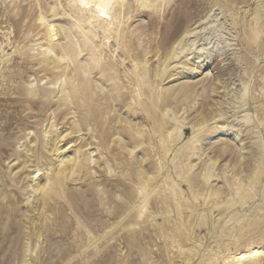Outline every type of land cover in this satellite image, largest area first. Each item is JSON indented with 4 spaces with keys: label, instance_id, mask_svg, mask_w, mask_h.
<instances>
[{
    "label": "rangeland",
    "instance_id": "1",
    "mask_svg": "<svg viewBox=\"0 0 264 264\" xmlns=\"http://www.w3.org/2000/svg\"><path fill=\"white\" fill-rule=\"evenodd\" d=\"M106 1L0 0V264L264 249V0Z\"/></svg>",
    "mask_w": 264,
    "mask_h": 264
},
{
    "label": "bare ground",
    "instance_id": "2",
    "mask_svg": "<svg viewBox=\"0 0 264 264\" xmlns=\"http://www.w3.org/2000/svg\"><path fill=\"white\" fill-rule=\"evenodd\" d=\"M81 1H82L83 5L86 7V9L89 11H91V10L97 11L103 4H105L107 2L106 0H81ZM152 1L153 0H150L149 2H152ZM154 1H156V0H154ZM258 12L259 11L256 7V9L254 10L253 19H252L254 23L258 22V20H259L258 19L259 18ZM201 28H202V23L195 25V26L193 25L192 27L185 29V31L182 33L180 38H178V40L173 45L170 52L164 58V61L162 63V65L164 67H162L160 70H159V55H156L157 59L156 60L154 59V60H155L157 65L155 64V66H153V68L150 70V72L148 74V81L151 82L150 84H153V82L159 81V80H157V78L159 76V71H163V69H169L168 65L166 63H174V65L172 66V68L174 70L180 69V68H182L181 70L184 69L185 65H187L186 61L189 60L190 58H187L185 60H181L183 58L182 53L184 52V49L181 50V47L184 46L189 41V39L194 38V40H195V37L200 32ZM54 32H55V34H57L56 31H54ZM46 50L48 51V49H46ZM48 53H49V51H48ZM175 56H177V59L175 58ZM179 56H181V58L178 59ZM48 58H50V57H48ZM195 58H197V57H195ZM55 60L60 62V61L64 60V58L60 57V58H57ZM160 66H161V63H160ZM159 92L160 91L158 90L156 94H158ZM156 121H157V119H156ZM156 126H157V129H159L160 135L162 136V134H163L162 130L164 128L163 123H161V121L159 120V122L158 121L156 122ZM228 133L232 134L233 131L229 130ZM69 135H70V133H69ZM160 138H161V140L163 139L162 144L165 143L164 142L165 138L163 136ZM162 151L166 152L167 147L162 149ZM90 158L91 157H88L87 160H90ZM87 160H84V161L86 162ZM60 162L63 165L69 164L72 167H75V166L81 165L83 163V160L77 158L75 155L73 157H67L66 159H63ZM49 185H50V182L48 180H46V182L44 183L42 188H47ZM222 261L224 264H264V249L261 246H251L249 248H246L243 251L228 254L225 258H223Z\"/></svg>",
    "mask_w": 264,
    "mask_h": 264
}]
</instances>
